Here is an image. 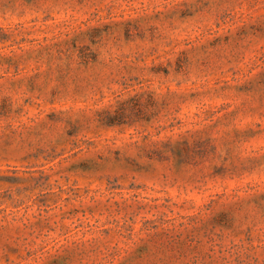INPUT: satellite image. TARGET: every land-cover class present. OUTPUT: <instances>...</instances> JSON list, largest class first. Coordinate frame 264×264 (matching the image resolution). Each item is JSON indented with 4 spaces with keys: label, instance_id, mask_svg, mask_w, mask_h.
I'll return each mask as SVG.
<instances>
[{
    "label": "rangeland",
    "instance_id": "obj_1",
    "mask_svg": "<svg viewBox=\"0 0 264 264\" xmlns=\"http://www.w3.org/2000/svg\"><path fill=\"white\" fill-rule=\"evenodd\" d=\"M0 264H264V0H0Z\"/></svg>",
    "mask_w": 264,
    "mask_h": 264
}]
</instances>
